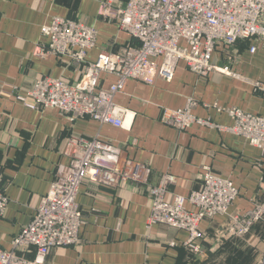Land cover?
I'll use <instances>...</instances> for the list:
<instances>
[{
  "label": "crops",
  "instance_id": "1",
  "mask_svg": "<svg viewBox=\"0 0 264 264\" xmlns=\"http://www.w3.org/2000/svg\"><path fill=\"white\" fill-rule=\"evenodd\" d=\"M99 1L0 0V186L9 199L0 218V249H11L12 240L48 192L58 165L69 163L73 139L83 137L113 144L122 160L150 168V175L147 183L130 181L124 188L83 182L77 196L83 220L80 242L76 247L50 250L46 264L259 263L264 248L261 224L246 236L229 237L226 217L206 219L200 223L202 254L191 256L183 246L185 232L163 224L148 227L147 219L150 189L161 177L174 178L166 194L169 201L173 195L187 196L198 190L204 167L237 187L232 213L264 205V155L242 137L217 128L231 126L232 121L211 107L218 103L264 117V94L253 84L264 85V45L253 41L250 45L258 48L253 55L250 47L242 49L240 44L216 51V66H229L238 79L218 72L202 79L180 64L171 82H126L123 93L115 98L125 109L121 129L89 118L73 119L54 109L31 110L17 100L40 77L62 78L73 85L86 82L81 67L67 59L35 55L38 48H46L41 29L54 17L96 29L97 45L88 52V62L95 61L101 51L116 53L126 45L138 46L116 24L101 20ZM112 82V76L102 75L98 89ZM189 98L198 102L194 114L213 127L194 125L178 132L161 122L164 108H182ZM26 257L33 259L35 253Z\"/></svg>",
  "mask_w": 264,
  "mask_h": 264
},
{
  "label": "built area",
  "instance_id": "2",
  "mask_svg": "<svg viewBox=\"0 0 264 264\" xmlns=\"http://www.w3.org/2000/svg\"><path fill=\"white\" fill-rule=\"evenodd\" d=\"M98 15L118 23L138 46L126 45L116 53L101 51L96 60L87 61L89 51L96 48L98 33L94 27L64 17H54L41 29L46 48L35 55H53L81 67L84 85H73L62 78L40 77L31 89L17 100L31 110L54 109L73 119L89 118L99 125L124 127L125 109L115 98L123 93L126 82L140 81L152 85L156 79L171 82L178 65L199 78L214 72L238 79L229 66L218 68L214 54L219 48H231L240 40L258 41L264 45V0H100ZM256 46L248 49L253 55ZM83 65V66H80ZM102 75L113 82L98 89ZM264 93V85L254 83ZM198 102L189 98L179 109L164 108L161 122L178 132L194 125H213L194 114ZM207 107V105L205 106ZM218 114H225L231 126L217 127L242 137L264 155V117L234 107L214 103ZM150 168L130 159L122 160L120 150L99 138L73 139L68 164H60L49 190L42 197L30 222L12 240L10 250L0 249V264H46L55 248H72L80 242L82 215L77 203L83 182L109 188H124L130 181L147 183ZM170 175L161 177L150 189L148 227L166 225L186 233L183 246L194 256L202 254L200 223L215 217L228 219L227 235L243 237L264 217V205L243 215L231 212L238 196L235 184L202 169L201 187L187 196L173 195L166 200ZM9 199L0 186V218L7 211ZM172 246L174 243L171 244ZM35 253L33 259L26 257Z\"/></svg>",
  "mask_w": 264,
  "mask_h": 264
},
{
  "label": "rangeland",
  "instance_id": "3",
  "mask_svg": "<svg viewBox=\"0 0 264 264\" xmlns=\"http://www.w3.org/2000/svg\"><path fill=\"white\" fill-rule=\"evenodd\" d=\"M123 1H124V0H117L118 3L123 2ZM98 5H99V4H98ZM98 16H99V15H98ZM100 18H101V17H100ZM101 20H104V21H107V22H111V23H113V24H116L117 27L120 28V26L118 25V23H117L116 21H113V20H106L105 18H101ZM120 30H121V28H120ZM121 31H122V30H121ZM240 41H242V40H240ZM238 42H239V41H238ZM238 42H237V43H238ZM252 42H253V40L251 39L250 41H247V43H245L246 46H244V45L242 44V42L239 43V44L242 45V49H244V48H246V47H247V48L251 47L250 44H251ZM237 43H236L234 46L238 45ZM234 46H233V47H234ZM219 50H220V53H222V50H224V49L222 48V50H221V48H219ZM230 63H232V62H230ZM219 66H220V65H219ZM219 66L217 65L218 68H222V67H219ZM218 73H219V72H218ZM207 78H208V77H207ZM207 78H206V79H207ZM204 79H205V78H204ZM253 84H254V83H253ZM258 92H259V91H258ZM260 93H262V92H260ZM262 94H264V93H262ZM214 127H216V126L214 125ZM238 194H239V192H238ZM237 197H238V196H237ZM249 211H250V210H249ZM247 212H248V211H247ZM236 214L243 215L244 213H236ZM226 219H227V218H226ZM262 220H264V217H263L260 221H262ZM256 223H258V222H256ZM256 223H255V224H256ZM227 224H228V219H227ZM255 224H254V225H255ZM254 225H253V226H254ZM253 226H252V227H253ZM252 227H251V229H252ZM251 229H250V231H251ZM250 231H249V232H250ZM246 235H247V234H246ZM246 235H245V236H246ZM256 262H259V263H256V264H264V248L261 250V256H260L259 261H256Z\"/></svg>",
  "mask_w": 264,
  "mask_h": 264
},
{
  "label": "trees",
  "instance_id": "4",
  "mask_svg": "<svg viewBox=\"0 0 264 264\" xmlns=\"http://www.w3.org/2000/svg\"><path fill=\"white\" fill-rule=\"evenodd\" d=\"M247 41H250L249 39L247 40H242V41H239L237 44H239V43H241L242 42V44L244 45V46H246L245 45V43H247ZM242 46V45H241ZM257 224H261L262 226H263V228H264V223L263 222H259L258 221V223H256L254 226H256ZM186 252L188 253V255H191V256H194V255H192L187 249H186Z\"/></svg>",
  "mask_w": 264,
  "mask_h": 264
}]
</instances>
